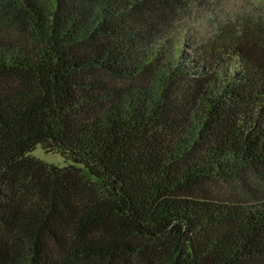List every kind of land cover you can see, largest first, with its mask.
I'll use <instances>...</instances> for the list:
<instances>
[{
    "label": "trees",
    "instance_id": "16d2710c",
    "mask_svg": "<svg viewBox=\"0 0 264 264\" xmlns=\"http://www.w3.org/2000/svg\"><path fill=\"white\" fill-rule=\"evenodd\" d=\"M206 1L0 0V264H264V3Z\"/></svg>",
    "mask_w": 264,
    "mask_h": 264
},
{
    "label": "rangeland",
    "instance_id": "374dc122",
    "mask_svg": "<svg viewBox=\"0 0 264 264\" xmlns=\"http://www.w3.org/2000/svg\"><path fill=\"white\" fill-rule=\"evenodd\" d=\"M207 4L201 8L200 12L202 19H209L211 22L215 20H221L231 15L252 13L256 7H259L264 3V0H208ZM192 21H187V25L191 30V25H194L196 20V14H192ZM201 19H199V22ZM201 29H205V25L201 22ZM193 29V28H192ZM31 156L47 163L57 166H65L71 163L68 159L64 158L59 153L46 152L41 144L36 145L34 150L30 153ZM209 189L218 195H233L241 192L240 186L235 183L217 182V184L210 185Z\"/></svg>",
    "mask_w": 264,
    "mask_h": 264
}]
</instances>
